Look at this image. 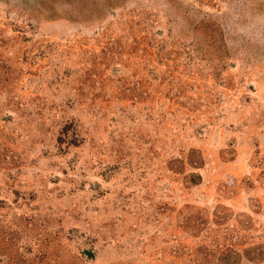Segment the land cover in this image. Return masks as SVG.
Returning <instances> with one entry per match:
<instances>
[{
	"label": "rangeland",
	"instance_id": "obj_1",
	"mask_svg": "<svg viewBox=\"0 0 264 264\" xmlns=\"http://www.w3.org/2000/svg\"><path fill=\"white\" fill-rule=\"evenodd\" d=\"M0 264H264V0H0Z\"/></svg>",
	"mask_w": 264,
	"mask_h": 264
}]
</instances>
